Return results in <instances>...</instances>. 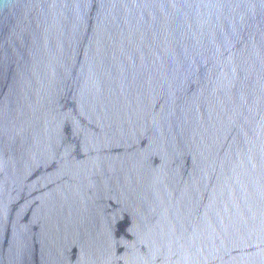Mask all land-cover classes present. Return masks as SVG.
I'll return each mask as SVG.
<instances>
[{
	"label": "water",
	"instance_id": "water-1",
	"mask_svg": "<svg viewBox=\"0 0 264 264\" xmlns=\"http://www.w3.org/2000/svg\"><path fill=\"white\" fill-rule=\"evenodd\" d=\"M0 264H264V0H0Z\"/></svg>",
	"mask_w": 264,
	"mask_h": 264
}]
</instances>
